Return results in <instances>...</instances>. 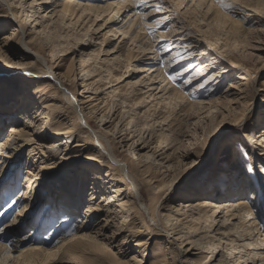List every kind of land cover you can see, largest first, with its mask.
<instances>
[{
    "label": "bare ground",
    "instance_id": "bare-ground-1",
    "mask_svg": "<svg viewBox=\"0 0 264 264\" xmlns=\"http://www.w3.org/2000/svg\"><path fill=\"white\" fill-rule=\"evenodd\" d=\"M167 1L0 0V58L15 43L21 48L19 61L31 60L13 64L0 59L9 73L6 75L29 82L12 91L10 97L0 95V124L17 112L3 137L0 128V188L15 180L17 185L5 190L10 195L25 176L21 190L0 212V240L8 241L0 243V264H65L87 255L93 263L106 259L113 264H144L148 258L145 241L160 237L168 245L166 253L152 249V264H264V231L257 222L260 213L253 209V184L247 189L242 185L239 192L235 190L222 201L210 192L220 191L224 183L237 187L239 177L233 170L243 167L238 156L232 168H219L223 170L221 178L226 177L224 183H207L185 201L169 198L166 192L170 187L164 189L165 180L171 178L174 184L178 168L171 145L165 148V133L173 121L184 120L188 110L204 105L207 110L201 112L205 116L217 113L223 137L227 132L244 131L250 140V160L259 161L258 165L264 162V125L253 138L246 134V125L240 126L247 119L248 103L254 99L246 88L250 71L242 73L230 50V44L246 34L231 20L232 15L249 22L255 9L241 4H234V9L222 8L218 0H189V6L184 0H169L171 5ZM230 1L224 0L231 5ZM255 3L264 11V0ZM172 5L177 10L183 5L181 9L185 7L190 20L201 17L206 29L214 32L200 38L189 35L178 12L168 10ZM147 9L148 16L157 17L151 26L143 20ZM158 20L163 23L157 24ZM166 23H170L167 32H156ZM61 26L78 30L86 38L76 49L65 46L68 40L63 43L61 61L69 62L65 72L58 64L46 66L42 57L28 48L32 44L39 49L52 46ZM114 40L118 41L116 46L105 51L103 47ZM206 40L215 46V56L204 47ZM132 63L143 67L137 69ZM180 67L173 77L185 78L176 88L167 74ZM129 71L144 76L126 81ZM75 72L80 83H76ZM255 72L262 76V70ZM220 77L233 79L224 93L217 92ZM257 82L264 88V82ZM43 83L50 84L51 91L45 90L48 96L44 91H27L33 84ZM73 84L79 92L67 89ZM207 85L210 87L202 95L200 89ZM263 88H253L254 95L264 92ZM215 95L223 100L219 111ZM207 96H213L211 103H206ZM142 107L146 108L144 113L139 109ZM141 117L149 122L145 136L138 131L134 135L135 130L128 128ZM88 141L92 142L89 148ZM118 152L126 156L119 158ZM205 154L188 152L180 158L199 162ZM80 167L68 187L66 179ZM257 178L261 181L260 175ZM248 190L249 198H233ZM81 209L84 211L79 216ZM55 218L58 225L46 231ZM26 227H32L29 235L19 239ZM43 231L47 233L39 246L33 236ZM231 233L239 235L240 244ZM24 243L30 244L18 250Z\"/></svg>",
    "mask_w": 264,
    "mask_h": 264
},
{
    "label": "rangeland",
    "instance_id": "rangeland-1",
    "mask_svg": "<svg viewBox=\"0 0 264 264\" xmlns=\"http://www.w3.org/2000/svg\"><path fill=\"white\" fill-rule=\"evenodd\" d=\"M187 1H189V0H184V3H187V5L189 6L190 2H187ZM167 2H168V4H170L169 0ZM253 3H255V0H231L230 1V4L232 5L230 8H232V9L235 8L234 4H236V5L241 4L244 6L249 5L250 8H253L256 11V12L254 11V13H252L251 19H250L251 21H249V22L248 21L241 22L242 21L241 19H243V18H241V16H239V15H234V14L232 15L233 18L231 19V20L239 23L240 24L239 26H240V28H242V31H244L246 33L244 38L236 40L237 43L230 44L231 45L230 50H231L232 56L236 57V59L238 60V62H239L238 65L242 69V73H245L244 72L245 70H249L250 71L249 73L251 75L250 80H249L246 88H247L248 92L250 91L251 96L252 97L254 96V99H253V101L250 100V102L248 103V104H250V108L246 112V114L248 113L247 119L244 118L242 120V122L240 123V126L243 125V127H245V125H246V128H248V130H246V134L249 135L250 138L255 137L256 133L264 125V92H258L257 95H254V92H253V88L255 90H257V89L261 90L263 88V87H261V88L259 87L260 83L257 82V80H259L262 83L264 82V11L260 10V8H258L256 6V3L255 4H253ZM164 6H165V4H164ZM181 7H183V5L180 6V8H178V10H177V9H175V6L172 5V8H170L168 10H171L172 13L173 12L175 13V10H176V12H178V16H180V18L178 17V19L182 18L181 20L184 21V25L186 24L185 26H187V28H188V29L186 28L187 30H185V32H187L189 35L192 34V36L195 38H197V37L200 38V36L203 35L204 33L209 35V34L214 32L213 29H211V30L206 29V24L201 17H199V18L196 17V18H194L195 20L194 19L190 20V15L187 13V10H185V7L183 9H181ZM256 7L258 10H256ZM133 9H134V11L137 10L135 8H133ZM191 9H192V7H191ZM146 12H148V9L144 10L143 14H145ZM259 12L260 13L262 12V13L260 14ZM249 14H251V13H249ZM145 15H147V16L145 19H143L145 22L144 24H146V26H148V25L151 26L150 23L154 22L156 20V18H157V17L155 18L156 15L148 16L147 13ZM176 16H177V13H176ZM172 20L173 19H171L170 21H172ZM168 25L170 26V23L164 24L161 27V29L157 30L156 32H158V31H159L158 33L167 32L168 31L167 30ZM119 26H120V24L117 26H114L113 28H117ZM57 30L58 31L56 32V35H55L54 44L52 46H49V47L44 48V49H39L37 47H33V44H32V45H28V48L30 50H32L34 53L40 55L42 57V59L44 60V63L46 64V66H50V65L53 66V65L58 64L59 65L58 69L61 72H65V70L68 69L69 62L61 61L62 59H64V57L62 56L63 45L67 43L65 46L68 45L70 49H76L83 41L86 40V38H85L84 34L80 33L78 30H74V29L69 30V29H66L64 26H61ZM68 30H69V32H68ZM5 31H7V28H5ZM67 35H69V36L72 35V36L70 38ZM99 36L100 35H98L97 37H99ZM174 38L175 37H173L172 39H174ZM113 39H115V38L111 37L110 40H113ZM117 42L118 41H115V40L111 41L108 44V46H104L103 48L105 49V51L112 50L113 47L116 46ZM59 45H61V47ZM203 45H204V47H207L210 54H213V56H215L213 53V52H215V46L210 45L207 40L205 42H203ZM234 46H236V47H234ZM232 48H234V49H232ZM2 54L3 55L1 56L0 59H3V60L7 59L9 63L22 64V63L31 62V60L19 61V59L17 58V55L21 54V48L18 45H16L15 43H13L12 47L8 51H6ZM125 54H127V53H125ZM69 57H71V56H68V58ZM132 64H133V66H137V69H141L143 67L139 63H132ZM36 66L39 68L38 65H36ZM5 68L6 67H4L0 63V95L3 97L9 96V94H11L12 91H16V90L20 89L19 88L20 85H25L26 83H29V82L23 83L22 80L16 76L6 75L9 73H6L7 70ZM179 70H181V67L173 69L171 72H169L167 74V77L169 78L170 83L172 84V86H175L176 88H178L180 86V84L183 83L184 78H185V77L184 78L181 77V78L177 79V78L173 77V75H175ZM255 70H262V76H259L260 74L257 72L254 73ZM76 74L78 75V76H76V83L77 82L80 83V81H78L77 79L80 80L81 77L79 76L78 73L75 72V75ZM129 74H131L130 78L126 79V81H131V82H133V81L135 82L136 80H138V78L140 79L142 76H144L142 73H139V72L136 73V72L129 71ZM223 78L224 77H220V79L218 80L219 81V85L217 87L218 93H224V91H227L230 80H231V82L233 81L232 78H230V80H228L229 78H224V79ZM258 83H259V86H258ZM212 84L213 83H211L210 85H212ZM210 85L205 86L206 89L204 86L202 89H200V92L203 93L202 95L206 94L205 92H207V89H209ZM46 89H48V92L51 91V87H50L49 83L33 84V86H31L30 89H28L27 91L28 92L32 91V90L33 91L38 90V91H42V92L44 91V93L46 94L45 96H48L49 93L45 92ZM67 89L71 92H74V93L77 91L79 92V90H78L79 88L75 87L74 84L67 86ZM144 90L145 89H143L142 92ZM23 92H24V90H22V93ZM213 96H207L206 99L208 102L206 101V103H209V102L211 103L213 101V98H218V101L216 102L217 103L216 104V108H217L216 111H219L218 109L222 108L224 105L223 100L221 98H219L220 96L219 97L216 95H215L216 97H213ZM9 97L6 99H9ZM59 100L62 102V98H59ZM211 105L214 106V104H211ZM219 105H221V106H219ZM204 108H207V106L204 105L201 107V109H190V110H188L186 112L187 114L185 113L186 116L184 115V120H182V121H179V122L178 121H173V122L169 121V123L172 122L173 124L171 123V127L169 128L168 132L165 133V139H163V141H165L164 143L167 144V146L165 145V148L166 147L170 148L169 145H171V148L173 149V154H174L175 158L177 159L176 162L175 161L174 162H175V165L178 166V168L176 167V174H174V179H176L174 184L170 182L171 178L168 179L169 181L165 180L164 189L168 190L170 187L168 192H166L168 194L169 198H171V199L172 198L173 199L179 198V199H182V201H185L188 197L191 196L189 194H194V193H196L197 190L201 191V187L203 185H207V183L211 184V183L215 182L214 184H216L218 182L219 185H220V182L224 183L226 181V179H225L226 177L221 178L223 173H219L222 170V169L219 170V168H223V170H225L227 168H232L235 157L238 156L239 160L241 161L240 164H242L243 167L241 169L235 168L233 170L234 175L236 174L235 176L239 177L238 181H237L238 182L237 187L232 189V188H230L229 183H227V184L224 183V186L222 188H220V191L211 190L210 192H213V196L215 198L219 199V201H222V200H226L227 197L230 196V194H235V192H236L235 190H238V192H239L243 186H245L247 189L249 184L252 183L253 186L255 187V190H256L255 191L256 192V201L254 202L255 207L253 209H254V211L256 210L258 213H260V217H258L257 222L260 224V227H262L263 231H264V162H262L260 165H258L259 161L250 160V156H248V154H247V149L250 146V140L249 139L247 140V138L244 137L245 136L244 131H233V132H229V133L227 132L223 137L222 133L219 131L220 130L219 126H217V123H218L217 121L219 120L217 113L215 114V116L217 115L216 118L214 115H212L213 113L210 114L211 116L209 115L211 118L208 115H207L208 116L207 117V116H205V114L202 113V112H205L207 110V109L204 110ZM139 109H142V110L144 109L143 113L146 111L145 110L146 108H143V107L139 108ZM139 109H135V111L139 110ZM142 110H139V112L142 113ZM213 110H211V111H213ZM148 113H150V111ZM209 113L210 112H208V114ZM16 114H17V112L15 113V115ZM150 114H148V116L151 117ZM15 115L13 114L12 117L14 118ZM200 115L203 117L205 116L204 119L201 118ZM12 117L10 118V120L13 119ZM140 119H142L141 123L139 122V121H141ZM140 119L136 123L131 122L129 124L128 128H129V130H133V129L135 130L134 135L138 134V132H140L139 134L141 136L142 135L145 136L146 135L145 133L148 132L147 124L149 125V122L146 119L144 120L142 117ZM10 120H8V122L6 121L5 123L3 122L2 124H0V128H2V131H3L2 137L5 136L8 127L11 125L9 122ZM167 120H168V118H167ZM178 124H181V125H180L179 129L177 130L176 127ZM125 132H126L125 130L122 131L123 134ZM2 137L0 138V140L2 139ZM90 145H92V142L88 141L86 147L89 148ZM116 146L117 145H115V147ZM116 151H118V150H116ZM205 151H206L205 156H203L199 162H197L196 159L191 158V157L187 160H183L182 158H180L183 156L182 154H185L188 152L189 153L190 152H192V153H194V152L204 153ZM87 153L90 154L91 151H88ZM87 153L84 156L88 157L89 154H87ZM167 153H168V151H167ZM122 156L125 157L126 155L124 153L118 152V157L121 158ZM178 161H180V162H178ZM191 162H194L195 164H194V166L190 167ZM259 170H262L263 173L260 174ZM80 171H81V167L78 168V170L76 172L74 171V173L71 175L70 180L66 179V183L68 182L67 183L68 187L70 185H72V179L76 178V176L80 173ZM259 175H260L261 181L257 178ZM219 176H220V178L218 180H216L217 177H219ZM11 177H12V174L10 175V178ZM24 177H25L24 175L21 176L19 188L16 189L10 195L5 194V190L8 189L11 185L12 186L17 185V182L15 180H10L9 182H6L7 186H5V188H2V189L0 188V212L3 210L5 205L10 203L11 199L21 190V185L23 183L22 181H23ZM213 186H216V185H213ZM68 187H66V189H64V192L67 190ZM87 188L88 187H86V189L84 190V193H86L85 194V199H86L85 201H88ZM198 188H200V189H198ZM238 188H240V189H238ZM163 192H164V190L161 191V193H163ZM248 193H249V190L246 191L245 194H243V193H241L240 195L236 194V196L233 198L239 199V198H242L244 196L246 198H249ZM146 201H147V198H146ZM51 211L52 210H50L49 213ZM83 211H84L83 209L79 210L78 215L79 216L82 215ZM14 212L15 211H13L11 213V216L9 218H7V221H5V223H7L11 219ZM40 213H42V212H40ZM39 218H40V215H38V218H36V219L38 220ZM37 220H35V221H37ZM58 222H59V219L55 218L54 223L49 224L50 226L49 225L46 226V231H48L49 228L53 229L55 227L54 225H58ZM35 226L36 225H34V227ZM0 228H1V226H0ZM31 228L32 227H26V229L22 233H20L19 239H22V237L29 235ZM46 231L40 232L37 236L36 235L33 236V238L35 239V243L37 245L40 246L41 243H43L45 235L47 233ZM231 234H232V238L236 239L237 242L240 244L241 239H240L239 235L233 234V233H231ZM2 236H4V234ZM51 240L52 239H49V243L51 242ZM144 240H147V237H145ZM145 242L147 244L146 245L147 246L146 255H148V258L146 261L144 260V264H152V262L150 261L152 249L160 250L162 254L166 253V248L168 245L165 244V240L163 239V237H160V238L156 239L155 241L147 240ZM0 243L8 244V241L2 242L0 240ZM52 243L53 242H51V244ZM29 244L28 243L22 244L23 247H21L18 250L23 249L26 245L29 246ZM51 244H49L48 248H50L52 246ZM113 252L116 253L115 250H113ZM131 255H133V252L131 253ZM195 259L197 260V258H195ZM93 262H94L93 259L87 255L83 259L66 261L64 263L65 264H113L112 262H110L106 259H104L100 263L99 262L93 263ZM10 264H15V263H10Z\"/></svg>",
    "mask_w": 264,
    "mask_h": 264
},
{
    "label": "snow or ice",
    "instance_id": "snow-or-ice-1",
    "mask_svg": "<svg viewBox=\"0 0 264 264\" xmlns=\"http://www.w3.org/2000/svg\"><path fill=\"white\" fill-rule=\"evenodd\" d=\"M142 2H143V0H142ZM218 3L220 4V7H222V8H229V7H231V5L225 3L224 0H218ZM159 10H160L159 9V6H157V11H159ZM156 23L157 24H161V23H163V21L162 20H158Z\"/></svg>",
    "mask_w": 264,
    "mask_h": 264
}]
</instances>
